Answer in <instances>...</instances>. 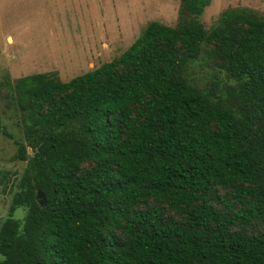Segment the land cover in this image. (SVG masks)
Instances as JSON below:
<instances>
[{"label":"trees","instance_id":"16d2710c","mask_svg":"<svg viewBox=\"0 0 264 264\" xmlns=\"http://www.w3.org/2000/svg\"><path fill=\"white\" fill-rule=\"evenodd\" d=\"M209 2L179 0L173 25L66 81L14 79L25 165L0 264H264V13L204 27ZM198 55L218 69L203 86Z\"/></svg>","mask_w":264,"mask_h":264},{"label":"rangeland","instance_id":"374dc122","mask_svg":"<svg viewBox=\"0 0 264 264\" xmlns=\"http://www.w3.org/2000/svg\"><path fill=\"white\" fill-rule=\"evenodd\" d=\"M179 0H0V222L25 161L15 158L14 140L23 141L13 92L16 77L56 73L61 81L118 56L151 20L173 25ZM247 6L264 13V0H210L200 21L208 27L227 7ZM218 72L206 56L187 70L205 85ZM27 147V151H29ZM21 208L12 213L21 218Z\"/></svg>","mask_w":264,"mask_h":264},{"label":"water","instance_id":"95a60500","mask_svg":"<svg viewBox=\"0 0 264 264\" xmlns=\"http://www.w3.org/2000/svg\"><path fill=\"white\" fill-rule=\"evenodd\" d=\"M35 198L38 199H43V194L40 190H37L35 193Z\"/></svg>","mask_w":264,"mask_h":264}]
</instances>
